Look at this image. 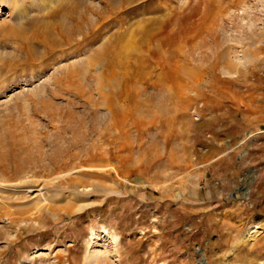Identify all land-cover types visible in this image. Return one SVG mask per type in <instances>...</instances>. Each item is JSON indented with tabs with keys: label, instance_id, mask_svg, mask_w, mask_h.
Wrapping results in <instances>:
<instances>
[{
	"label": "rangeland",
	"instance_id": "obj_1",
	"mask_svg": "<svg viewBox=\"0 0 264 264\" xmlns=\"http://www.w3.org/2000/svg\"><path fill=\"white\" fill-rule=\"evenodd\" d=\"M13 1L0 264H264V0Z\"/></svg>",
	"mask_w": 264,
	"mask_h": 264
},
{
	"label": "bare ground",
	"instance_id": "obj_2",
	"mask_svg": "<svg viewBox=\"0 0 264 264\" xmlns=\"http://www.w3.org/2000/svg\"><path fill=\"white\" fill-rule=\"evenodd\" d=\"M8 2H9V5H8V7L10 6V13H14V4H15V1H13V0H8ZM57 3V2H56ZM14 5V6H13ZM12 6V7H11ZM26 11V10H25ZM64 12V11H63ZM42 20H44V19H42ZM46 21V20H45ZM42 22H44V21H42ZM41 24V23H40ZM44 24V23H43ZM41 26H43L42 24H41ZM47 27V26H46ZM45 27V28H46ZM39 34V33H38ZM43 37H45V36H43Z\"/></svg>",
	"mask_w": 264,
	"mask_h": 264
}]
</instances>
